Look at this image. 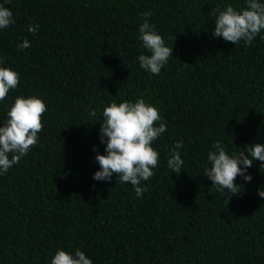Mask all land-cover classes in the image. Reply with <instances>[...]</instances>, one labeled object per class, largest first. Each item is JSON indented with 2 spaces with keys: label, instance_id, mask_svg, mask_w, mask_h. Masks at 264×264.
<instances>
[{
  "label": "trees",
  "instance_id": "1",
  "mask_svg": "<svg viewBox=\"0 0 264 264\" xmlns=\"http://www.w3.org/2000/svg\"><path fill=\"white\" fill-rule=\"evenodd\" d=\"M228 5L246 0H0L14 20L0 29V67L20 77L0 101V126L17 96L47 105L37 144L0 174V264H51L60 249L93 264H264L262 162L251 182L236 178L238 195L203 175L213 144L230 156L264 144V30L250 45L213 37V10ZM145 19L173 47L158 75L138 61L150 54L138 39ZM139 98L167 131L137 198L116 174L93 176L103 109ZM176 142L179 175L167 167Z\"/></svg>",
  "mask_w": 264,
  "mask_h": 264
},
{
  "label": "clouds",
  "instance_id": "2",
  "mask_svg": "<svg viewBox=\"0 0 264 264\" xmlns=\"http://www.w3.org/2000/svg\"><path fill=\"white\" fill-rule=\"evenodd\" d=\"M213 14L216 15L213 37L235 45L241 41L250 45L264 30V3L259 0H246V6L241 10L231 5L224 10L214 9ZM143 15L148 17L150 13L144 12ZM12 16L9 8L0 6V29L14 23ZM37 30L38 26H28L32 34ZM139 33L142 47L150 53L138 56L139 65L158 75L173 56V47L165 45L162 36L157 34L155 26L147 19L139 26ZM29 46V41L25 40L18 45V49L23 50ZM19 80L17 72L9 67H0V101L6 99L10 89L17 88ZM46 111L47 105L36 96L25 98L21 95L15 98L7 111V123L0 126V174L7 173L37 144L38 133L44 127L42 117ZM90 115L95 117L96 111L91 110ZM102 115L104 122L100 128V141L106 142V147L105 154H97L95 157L100 170L95 172L93 179L111 181L113 174H116L121 183L133 186L139 198L147 191V188L140 186L141 181H148L153 176V169L159 162V153L152 144L167 131V127L161 122L159 110L147 104L143 98L135 102H112L103 109ZM158 122L159 126H156ZM182 147V143L176 142L167 160V167L177 175L184 166L178 151ZM212 147L216 151H210L207 157L211 167L206 168L203 175L220 191L226 189L231 195L240 194L241 186L234 183L236 178L240 176L244 182H251L252 176L247 174V170L252 167L253 161H261V167H264V144L253 143L246 151L231 156L226 154L219 143ZM258 195L264 197V191H258ZM51 264H93V261L79 249L74 254L60 249L52 257Z\"/></svg>",
  "mask_w": 264,
  "mask_h": 264
}]
</instances>
